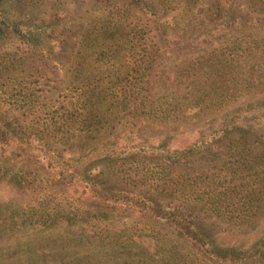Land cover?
Returning a JSON list of instances; mask_svg holds the SVG:
<instances>
[{
	"label": "trees",
	"instance_id": "trees-1",
	"mask_svg": "<svg viewBox=\"0 0 264 264\" xmlns=\"http://www.w3.org/2000/svg\"><path fill=\"white\" fill-rule=\"evenodd\" d=\"M106 2L119 4L122 12L111 7L97 31L89 28L88 36L105 35L103 39L110 41L118 37L124 45L105 59L93 57L92 64L105 63L104 69L100 67L102 79L95 80L91 74L84 78L82 63L72 59L63 70L66 74L69 69L70 75H62L57 87L42 92L36 85H23L31 70L24 63L38 62L48 68L49 75L60 77L57 64L61 68L62 46L49 40L47 27L34 23L33 17L17 15V0H0V149L23 156L30 165L68 175L84 196L78 207L68 200L60 207L56 203L48 209L41 206L31 211L27 224H21L50 236L65 235L71 244L63 250L61 264H264V20L259 25L245 23L242 35L165 70L160 68L162 63L154 67L161 39L151 27L159 19L158 8L168 13L167 21L170 13L186 22L196 20L197 14L215 18L222 14L217 25L224 34L233 26L228 24L231 5L223 7L219 0ZM239 2L240 11L264 18V0ZM123 29L127 32L121 39ZM94 41L85 48L97 54ZM119 56L123 65L117 61ZM103 105L106 108L98 113ZM112 110L117 113L113 118ZM219 112L220 117L182 135L186 142L181 147L168 144L176 136L153 139L156 146L132 145L134 151L122 157L135 163L137 152H145L154 168L140 172L128 164L121 174L129 188L100 186L97 175L91 173L94 166H101L97 159H103V168L113 172L112 145L93 143L88 151L80 147L88 133L104 129L103 123L127 119L126 123L168 124ZM224 140L230 144L228 157L236 161L235 167L205 169L195 178L174 175L177 167L188 165L190 157L209 156L212 145ZM48 142L66 146L67 157ZM20 172L5 166L0 168V178L5 175L7 183L19 185L25 182ZM139 187L179 207L158 205L145 197L147 193L134 191ZM183 208L201 210L238 227L239 241L210 237L185 216ZM3 232L4 222L0 235Z\"/></svg>",
	"mask_w": 264,
	"mask_h": 264
},
{
	"label": "rangeland",
	"instance_id": "rangeland-1",
	"mask_svg": "<svg viewBox=\"0 0 264 264\" xmlns=\"http://www.w3.org/2000/svg\"><path fill=\"white\" fill-rule=\"evenodd\" d=\"M219 3L223 4V7L231 5L233 8L230 17H228V24L232 23L233 26L224 34L219 33L223 29L217 25L221 20L219 16H222V14L218 13L216 18L212 14H197L194 16L197 18L196 20L186 22L187 20L184 17L170 13L171 17L169 16L167 21L168 13L158 8V12L160 11L159 19L153 22V26L151 27L152 34L159 36V39H161L160 53H158L159 60L154 67L162 63L160 68L166 70L170 66L196 56L203 49L220 45L221 41L229 37L242 35L245 31L242 25L245 23L259 25L264 20L262 17L240 11L239 6L241 2L239 0H219ZM17 6V15L19 14L22 19L33 17L34 23L47 27L48 39H53V43H59L58 45L62 46L63 49L60 58L62 62L61 68L57 64L60 77L55 78L49 75L48 68L44 69L43 66L37 64L38 62L33 65L31 61L30 63H24V66H28L31 70L26 72L24 77L26 81L23 85L30 88L36 85L37 91L48 92L57 87L61 83L59 80L63 78L62 75H70L69 69L66 74L63 70L72 59L74 61L79 59L75 63H82L84 78H87V74H91V76L96 77L95 80L99 81L102 79L101 75L103 77L100 67L104 69L105 63L103 66H99L98 63L100 62L92 64L93 57L98 56L96 61L101 57L105 59L111 55L110 51H114L118 46L124 45L122 44L123 40H118V37H115L114 41H110L109 39H103L105 35L99 37L95 33L96 36L94 37L88 36L89 28L92 27L94 31H97L98 29L96 28L99 26V21L105 20L106 11L110 10L111 7L122 12L123 7L119 4L106 2V0H17ZM126 32V29H123L122 34H120L121 39L125 37ZM94 38L95 41L92 43H95L99 47L97 54L96 52L94 54L92 52L89 53L86 51L87 48H85L86 43H90L88 41H92ZM184 39L187 40V43L179 42ZM81 48H83V51L77 54ZM75 56L76 58H74ZM117 61L121 65L124 64L120 56ZM105 108V105L101 106L98 109V113L103 112ZM231 111H239V109ZM112 112L114 115L111 118L117 114L113 110ZM220 113H217L213 117L209 115L199 119L190 117V119L182 122L168 124L145 120L129 121V119L127 123V119L121 122L103 123L104 129L88 133L81 141L80 147L88 151L87 148L93 143L112 145L115 149V156L110 159V162L114 166L113 172H107L108 170L103 168L105 167L103 159H97L95 163L101 166H94V170L92 169L91 173L97 175L96 179H98V185L100 186L109 183L114 187L129 188L125 186L124 179L126 178L123 176L124 174H121L124 168L129 166L128 164L132 168L136 167L140 172L144 168H154L146 160V157L150 155L145 154V152H137L138 161L135 163L129 162L122 157L127 152L134 151V146L132 145L140 142V144L156 146L157 143L153 139L176 136L178 138H175L173 142L168 141V144L181 147L186 142V139L182 135L195 129L197 130L212 119L220 117ZM31 135H34L33 132ZM48 144L63 157H67L68 154L63 152L66 146H63L61 143L56 146H53L49 142ZM230 148L227 140L216 143L212 145L209 156L202 153L190 157L187 161L188 165L177 167L174 175H187L188 177L195 178L198 173L205 169L212 172V168H219L223 165H230V168H233L236 161L228 157V149ZM224 153L226 154L224 155ZM223 156H225L223 160L218 162V159H221ZM136 163L137 165L134 166ZM34 165L36 164L34 163ZM34 165L27 163L23 156L5 153L0 149V168L6 166L12 172L20 170L19 174L25 181L19 185H10L6 182L5 175H2L0 178V223L4 222L5 226V232L0 235V264H61V259L63 261L65 257L63 250L67 249L71 244L65 235L53 233L54 237L41 232V230L22 225L29 222L28 217L31 211L37 210L41 206L48 209L56 203L60 207V205H64L65 201L68 200L75 207H78L84 197L82 189L72 185L73 183H71V178L68 175H57L58 170L49 171ZM106 174H109L111 177L107 178ZM136 184L139 185L140 183ZM147 189V187H139L134 191H141L144 195L147 193L145 197L158 205H167L169 208L174 206L179 207L174 201L162 198L155 194L153 190L147 192ZM130 190L132 189L130 188ZM182 211H184L185 216L190 217V220L196 223L210 237H218L224 242L236 239L239 241L238 227L217 220L214 217L208 216V214H203V211L198 209L188 210L183 208ZM92 263L93 261H90L87 264Z\"/></svg>",
	"mask_w": 264,
	"mask_h": 264
}]
</instances>
